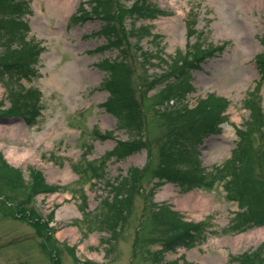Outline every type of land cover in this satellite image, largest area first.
Segmentation results:
<instances>
[{
  "label": "rangeland",
  "instance_id": "obj_1",
  "mask_svg": "<svg viewBox=\"0 0 264 264\" xmlns=\"http://www.w3.org/2000/svg\"><path fill=\"white\" fill-rule=\"evenodd\" d=\"M61 2L27 0L22 37L0 32V62L20 56L29 70L26 78L0 81V156L25 180L34 170L56 188L29 197L0 181V264H264V227L238 232L247 205L233 190H244L228 186V171L218 173L249 119L245 101L252 98L264 114V63H257L264 61V0H70L60 13ZM97 3L107 21L93 12ZM140 3L153 13L134 14ZM106 25L113 44L99 33ZM143 27L150 35L137 34ZM29 45L41 47L36 59L24 52ZM194 46L214 51L181 80L166 75L163 64ZM119 73L136 102L135 119L104 106V85ZM182 91L183 101L175 100ZM210 95L228 103L219 131L196 138L180 129L174 116L181 103L192 109ZM127 141L137 151L111 157ZM251 142L264 159L257 134ZM9 148L28 154L7 159ZM172 153L180 160L172 165L201 179L196 186L158 176ZM261 163L253 179L264 203ZM197 167L201 175L189 172ZM131 173L130 196L119 202L109 184L131 182ZM198 197L206 199L202 209H194ZM165 207L197 226L187 246L166 248L178 230Z\"/></svg>",
  "mask_w": 264,
  "mask_h": 264
},
{
  "label": "trees",
  "instance_id": "obj_2",
  "mask_svg": "<svg viewBox=\"0 0 264 264\" xmlns=\"http://www.w3.org/2000/svg\"><path fill=\"white\" fill-rule=\"evenodd\" d=\"M135 6L134 14H152V9L144 8L143 5L138 4ZM28 10L27 4L24 0H0V32L12 29L16 31L19 37H22V30H27V26L22 21V17L25 15V11ZM93 12L98 16L102 17L107 21L103 15H108L106 9L102 6H98V3L94 8ZM102 12L101 13H99ZM108 24V22H107ZM191 21H188L187 24V34L188 36H193L194 30L191 26ZM102 37L106 40L108 44H113L115 33L110 31L108 25L99 32ZM140 35H150L148 28H139L138 33ZM113 39V40H112ZM21 40V39H20ZM111 42V43H110ZM199 45V44H198ZM41 51L39 45H29V48L24 49V52L33 59H36ZM213 49L202 48L200 46H194L193 48H188L185 52H178L176 56L173 57L170 61H166L163 65L166 75H170L174 80H181L188 73L194 69L198 68L199 62L205 56H208L213 53ZM20 53V51H16ZM30 58H28L29 60ZM107 63V62H106ZM264 63V61H261ZM259 63V64H261ZM113 64L109 63V69L114 71L115 68L112 67ZM28 69L26 63H24L19 56L16 61L13 62H0V81L8 82L9 80H20L26 78L28 74ZM104 88L109 93L107 102L105 103L106 110L115 113L124 112L125 116L128 119H135L137 116L136 102L131 90L126 87L125 79L123 76L117 74L115 77H110L105 83ZM186 94V91H182L179 94H176L175 100L180 99L183 101V96ZM180 95V96H179ZM10 102L12 105L17 104V100L13 97H10ZM252 98H248L244 106L249 111V119L245 123L243 130H238L236 133L238 135V145L234 150V154L226 166L222 167L218 173L220 175L223 172L228 171V186H233L236 182L241 185L242 189H234V194L238 196V202L240 204L247 205L245 211L242 215H246L245 219L238 223V232H244L252 227L264 226V203L257 199L258 193H256V183L253 179L256 173L262 171L261 162H264L260 151L255 148L251 142V135L257 134L259 142L264 145V114L260 110L258 105L253 104ZM182 108L178 110L177 114L174 116L177 120L181 121V128L186 131L193 130L195 134L194 137H204L211 135L219 131V125L223 123L224 117L223 114L226 111L228 103L226 100L215 97L213 95L207 96L205 99L200 100L192 109H187L183 103H181ZM26 104L23 105V109H27ZM13 109H17L13 107ZM33 109V110H32ZM31 112H35L34 108L30 109ZM29 117V116H28ZM29 122L28 120H26ZM185 121V123H183ZM181 138V136H180ZM194 138V139H196ZM137 151V145L133 142H118L111 153V157L115 158L117 161L124 160ZM170 159L167 160L165 164L157 169V174L162 179L166 181L176 183L180 188L196 186L201 179L194 175V178L184 170L176 167V161H180L178 155L171 154L169 155ZM169 158V157H168ZM101 174L99 177L104 176L103 170L100 171ZM189 172L197 173L198 176L201 175L198 173V167L196 169L190 170ZM134 173L130 174V181L126 178L121 179V181L116 184H109V191L111 193H120L119 202L123 199L127 202V196H130L132 189V179L134 178ZM0 181L11 189H19L27 191L29 197H32L37 194H49L55 192L56 188L47 185L44 182L41 174L34 170H28V179L25 180L22 177V172L19 169L11 168L5 163V161L0 156ZM262 191V189H259ZM255 191V192H254ZM232 192V193H233ZM124 194V195H122ZM127 194V195H126ZM261 195V192H259ZM248 201H253L248 202ZM110 201L109 203H111ZM116 209L115 207H113ZM119 213V216L122 215V210H116ZM162 213L167 219L171 221L172 227L177 231L176 235L168 242L166 245L167 249H173L175 247L187 246L188 242L191 241L193 232L198 228L197 226L185 223L180 221L178 214L170 210V207H165L162 210ZM122 219V218H121Z\"/></svg>",
  "mask_w": 264,
  "mask_h": 264
},
{
  "label": "bare ground",
  "instance_id": "obj_3",
  "mask_svg": "<svg viewBox=\"0 0 264 264\" xmlns=\"http://www.w3.org/2000/svg\"><path fill=\"white\" fill-rule=\"evenodd\" d=\"M69 1L70 0H64V2H61V3H56L55 6L58 8L59 12L62 13L65 11V8L68 6L69 4ZM14 134V133H12ZM28 153L26 152H23L22 154H20L16 149H7L6 152H5V156L7 159H15L16 157H25ZM192 197H190V199H187L186 201H184V204L186 203L187 205H190L192 203ZM197 200V203L196 205H193L194 206V209L195 208H198V209H202L203 206L206 204V199L205 198H196ZM183 202V201H182ZM180 202V203H182ZM185 204V208H187V205ZM259 235H263V231H258L257 232ZM241 240V239H239ZM236 242H238V239L236 240ZM235 242V243H236Z\"/></svg>",
  "mask_w": 264,
  "mask_h": 264
}]
</instances>
